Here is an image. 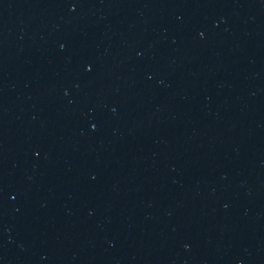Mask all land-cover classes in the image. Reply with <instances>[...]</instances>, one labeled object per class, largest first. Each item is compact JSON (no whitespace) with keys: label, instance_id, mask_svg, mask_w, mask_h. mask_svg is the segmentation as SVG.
Here are the masks:
<instances>
[{"label":"water","instance_id":"water-1","mask_svg":"<svg viewBox=\"0 0 264 264\" xmlns=\"http://www.w3.org/2000/svg\"><path fill=\"white\" fill-rule=\"evenodd\" d=\"M0 264H264V0H0Z\"/></svg>","mask_w":264,"mask_h":264}]
</instances>
